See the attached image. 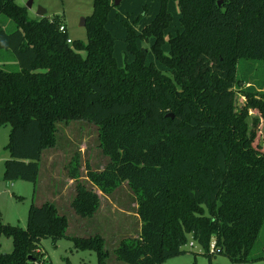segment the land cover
I'll return each instance as SVG.
<instances>
[{"label": "trees", "instance_id": "16d2710c", "mask_svg": "<svg viewBox=\"0 0 264 264\" xmlns=\"http://www.w3.org/2000/svg\"><path fill=\"white\" fill-rule=\"evenodd\" d=\"M16 1L0 0V17L15 26L0 29V52L10 54L0 53V127L10 128L3 180L35 184L57 125L89 122L108 162L86 164L92 188L78 156L68 163L71 209L92 218L98 192L127 184L140 232L120 241L118 262L162 264L192 240L209 258L264 263V244L252 254L264 230V138L254 146L264 122V0H92L87 42L70 44L59 17L31 20ZM251 110L259 119L249 125ZM67 227L53 203L30 205L25 229L0 223L12 244L9 254L0 245V264H34L45 257L42 240L63 238L106 264L100 235L69 238Z\"/></svg>", "mask_w": 264, "mask_h": 264}, {"label": "rangeland", "instance_id": "374dc122", "mask_svg": "<svg viewBox=\"0 0 264 264\" xmlns=\"http://www.w3.org/2000/svg\"><path fill=\"white\" fill-rule=\"evenodd\" d=\"M16 4L26 8L27 16L31 20L40 18L38 16L40 9L46 12L44 18L50 20L53 17H59L70 41L87 42L85 28L81 27L80 23L82 19L91 16L92 0H17ZM0 29L10 33L15 30V26L9 20L0 17ZM0 53L10 55L5 51ZM81 56L84 57V53H81ZM13 70H18L16 65ZM258 78L264 81V69ZM244 103V98L236 97L237 109H241ZM249 116V125L252 118L259 119L256 110H251ZM9 131V126L0 127V223L2 224L25 229L30 205L39 207L45 202L63 201V198L72 196L75 192V182L68 177L67 165L73 157L78 156L80 180L86 182L88 188L92 187L85 178L86 164L92 170H102L108 162L99 149L98 130L94 124L85 121L61 122L57 125L55 147L42 152L36 183L6 182L3 180V171L4 162L10 157L6 149ZM263 138L264 122L260 120L259 134L254 146L262 145ZM260 149L264 151L263 146ZM99 197L102 198L100 208L92 218H80L74 212H70V208H66L64 203L60 205L68 220L66 236L90 238L100 235L105 242L104 249L109 255L106 264H123L115 259L114 250L121 240L139 236L140 221L136 214L135 197L126 183H123L112 195L105 196L99 193ZM263 244L264 230L252 254H260ZM0 245L1 253H11L12 244L9 238L1 235ZM40 250L50 264H97L95 252L76 250L73 243L66 238L59 240L55 245L48 239L42 240ZM182 250L183 254L162 264H238L231 262L225 256L211 255L210 249L211 257H207L192 240H189Z\"/></svg>", "mask_w": 264, "mask_h": 264}, {"label": "crops", "instance_id": "0c3cea01", "mask_svg": "<svg viewBox=\"0 0 264 264\" xmlns=\"http://www.w3.org/2000/svg\"><path fill=\"white\" fill-rule=\"evenodd\" d=\"M69 182V184H70V181H68ZM73 182V181H72ZM64 189V188H63ZM63 189H62V191H63ZM98 195H99V192H98ZM74 196H75V192L73 193V195L72 196H70L69 198H63V201L62 200H54V202H52L55 206H56V208H57V210H58V212L61 214V215H64V212L61 210V208H60V205L61 204H65V206H66V208L68 207V209L70 208V212H73V210H71V202H72V200L74 199ZM101 201H102V198L100 197V204H101ZM71 214V213H70Z\"/></svg>", "mask_w": 264, "mask_h": 264}, {"label": "water", "instance_id": "95a60500", "mask_svg": "<svg viewBox=\"0 0 264 264\" xmlns=\"http://www.w3.org/2000/svg\"><path fill=\"white\" fill-rule=\"evenodd\" d=\"M118 4H119V1H116L115 5H118ZM218 6H221V2L220 1L218 2ZM45 13L46 12L44 10L40 9V11L38 12V16L40 18H43L45 16ZM85 24H86V19H82L81 23H80V26L81 27H85ZM166 117L170 118V119H173V115L172 114H168Z\"/></svg>", "mask_w": 264, "mask_h": 264}, {"label": "built area", "instance_id": "2783aa9c", "mask_svg": "<svg viewBox=\"0 0 264 264\" xmlns=\"http://www.w3.org/2000/svg\"><path fill=\"white\" fill-rule=\"evenodd\" d=\"M60 31L63 32V33L65 32V30H64L63 27L60 28ZM67 43L70 44L71 41H70V40H67ZM210 251H211V253L218 252L217 250L214 249V245H211V246H210ZM34 264H50V263H49L48 260L44 257V258H42L40 261L34 262Z\"/></svg>", "mask_w": 264, "mask_h": 264}]
</instances>
